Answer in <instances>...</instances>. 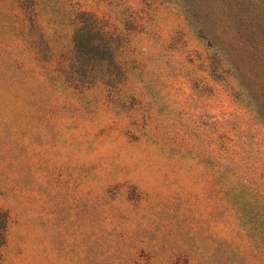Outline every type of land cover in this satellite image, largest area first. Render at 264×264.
I'll return each instance as SVG.
<instances>
[{"label": "rangeland", "instance_id": "374dc122", "mask_svg": "<svg viewBox=\"0 0 264 264\" xmlns=\"http://www.w3.org/2000/svg\"><path fill=\"white\" fill-rule=\"evenodd\" d=\"M83 11L119 37L116 83L69 71ZM250 104L174 0H0V264H264Z\"/></svg>", "mask_w": 264, "mask_h": 264}, {"label": "trees", "instance_id": "16d2710c", "mask_svg": "<svg viewBox=\"0 0 264 264\" xmlns=\"http://www.w3.org/2000/svg\"><path fill=\"white\" fill-rule=\"evenodd\" d=\"M174 1L206 44L225 57L250 106L264 122V18H236L244 10L233 2L238 4L241 0ZM196 2L201 6L195 5ZM119 41L115 31L95 13L80 12L69 63L73 78L83 85L99 79L118 82L122 77L117 59ZM5 221V215L0 213V240L3 241Z\"/></svg>", "mask_w": 264, "mask_h": 264}]
</instances>
